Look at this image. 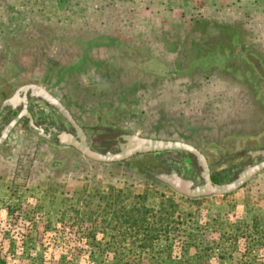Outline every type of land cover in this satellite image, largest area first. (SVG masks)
Masks as SVG:
<instances>
[{"label":"rangeland","instance_id":"374dc122","mask_svg":"<svg viewBox=\"0 0 264 264\" xmlns=\"http://www.w3.org/2000/svg\"><path fill=\"white\" fill-rule=\"evenodd\" d=\"M26 86L46 90L100 151L133 136L184 143L231 184L264 150V0H0V127ZM29 112L67 124L42 102ZM165 164L203 185L184 152L99 163L21 122L0 146V264H264V171L192 199L153 178ZM172 203L170 235L152 249L142 231L112 226L124 208Z\"/></svg>","mask_w":264,"mask_h":264},{"label":"water","instance_id":"95a60500","mask_svg":"<svg viewBox=\"0 0 264 264\" xmlns=\"http://www.w3.org/2000/svg\"><path fill=\"white\" fill-rule=\"evenodd\" d=\"M45 100L50 103L52 106L57 107L59 112L68 119L73 125L74 121L68 111L51 95L48 93L45 94ZM26 110L22 114H20L14 121H12L3 132L0 137V146L5 144L10 137V134L13 130L19 125L21 120L25 117L31 120V124H33L32 115L28 112L27 106ZM44 134V131H39ZM44 136V135H43ZM61 144L65 145L63 141H66L68 145L73 142L71 137H61ZM66 139V140H65ZM75 148H78L83 157L89 158L95 162L99 163H116L128 159L129 157L136 155L138 153H162V152H184L190 155L195 156L200 163V166L203 169L201 174L205 184L203 186H195L192 181L184 180L178 178L177 176L168 177L165 179L166 184H168L174 191L178 194L183 195L187 198H206L212 196H226L231 193L237 192L241 188L247 184L249 180H251L256 175L260 174L264 171V163L257 165L255 167H251L245 170L236 181L228 185H214L211 180L210 169L207 163V160L203 154H201L197 149L192 146H189L180 142H161V141H141L140 145L134 151H128L123 155H103L100 153H96L90 150L87 145H79L78 143H73Z\"/></svg>","mask_w":264,"mask_h":264},{"label":"flooded vegetation","instance_id":"af4514ba","mask_svg":"<svg viewBox=\"0 0 264 264\" xmlns=\"http://www.w3.org/2000/svg\"><path fill=\"white\" fill-rule=\"evenodd\" d=\"M46 93H48L46 90H44L42 88H39V87H36V86H26L24 88H19L16 91H14L12 97L5 104L2 105V108L4 110L10 108L12 114H16V117L12 120V121H14L20 114L25 112V110H26L25 107L26 106H27V110L29 112L31 101L42 102V103H44L46 105L52 106L50 103H48L45 100L44 96H45ZM52 107L55 110V112L57 111L61 116H63L59 112L57 107H55V106H52ZM32 118H33V124H31V120L29 118H27V117L23 118L21 120V122H23V121L27 122L29 128L35 134H38L39 136H41L42 138H44L48 142H51L54 138H56L61 143L62 142L61 141L62 140L61 137H71L73 139V142L71 143L70 141H68L70 143L68 145V143H66V141H63L65 143L64 146L69 148V149L75 150V151H77L79 153H81L80 150L73 146L74 142L78 143L81 146L87 145L90 148L91 151L96 152V153H100V154H103V155H123V154L127 153L128 151H131V150L134 151L140 145L141 141H144L143 139H141L139 137H136V136H133V137H130V138L124 137L122 139L123 141L118 140V143H117V146H116L115 149L103 152V151H100L98 149L99 148V144L94 142L93 136H90L89 134H87V132H85V130L81 126H79L75 122L74 119H73L74 125L68 119H66L64 116H63V118L67 121V124L63 125V124L60 123V124L52 125L51 123L39 124L37 122V120H35V118L33 116H32ZM12 121H10L8 124L3 125V126L0 127V131H1L0 137L2 136V134L5 131L6 127ZM42 130L44 131V134L39 132V131H42ZM148 141H150V140H148ZM149 154H160V153H145V154L138 153L136 155H133V156L129 157L128 159L123 160V161L116 162V163H109V164H126L129 161H131L132 159H134L135 157H137V156L149 155ZM186 154L188 155V153H186ZM191 156H193V155H191ZM260 156H261L260 158H262V159H261V161L258 164L253 165V166H248L247 168H245V170H247V169H249L251 167H255L257 165H260L261 163H264V150L261 151ZM155 172L156 173L160 172V174L157 176L159 181L165 182L166 178L177 176L178 178H181V179H184V180H188V181H192L195 184V186H197L194 180L186 179L184 174H182L180 171H178L175 167H168L167 164L162 165V167L159 170L158 169L155 170ZM200 177H201V179L203 181V185H204L205 182H204L201 174H200ZM211 180H212L214 185H218V183L216 182L215 178H213L212 176H211ZM203 185H200V186H203Z\"/></svg>","mask_w":264,"mask_h":264},{"label":"trees","instance_id":"16d2710c","mask_svg":"<svg viewBox=\"0 0 264 264\" xmlns=\"http://www.w3.org/2000/svg\"><path fill=\"white\" fill-rule=\"evenodd\" d=\"M162 165L158 166V170ZM160 174L156 173L153 178L159 180L157 176ZM141 199V198H138ZM123 219L112 221L114 229L120 228L123 236L131 233V230L142 231L144 236L143 249H152L154 244L165 236L170 235V221H172L176 214V207L171 204L169 211L164 209V205L158 211L148 210L146 208H124ZM142 214V217L139 215ZM150 219H154L150 221Z\"/></svg>","mask_w":264,"mask_h":264},{"label":"crops","instance_id":"0c3cea01","mask_svg":"<svg viewBox=\"0 0 264 264\" xmlns=\"http://www.w3.org/2000/svg\"><path fill=\"white\" fill-rule=\"evenodd\" d=\"M119 41V40H118ZM134 56L136 55V54H133ZM153 59H155L156 60V58H153ZM124 62H131V61H135L134 60V58L132 57V54H131V57H125V56H123V59H122ZM155 60H152V61H155ZM129 66V65H128ZM80 68V65H78L77 67H75L74 68V70H73V72L74 71H78V70H80L79 69ZM129 69H131V68H129ZM173 74V75H172ZM169 75H172L173 77H175V72H172V71H170V73H169ZM171 76V77H172ZM177 76V75H176ZM156 79H158V78H156ZM136 91V89L134 90V92ZM137 92H141V89L140 90H137ZM125 108H126V106H125V103H122L121 105H120V107L118 108V110H117V112H116V114L117 115H120V113H121V111H122V109H124L125 110ZM16 129V128H15ZM14 129V130H15ZM12 134V133H11ZM10 134V135H11Z\"/></svg>","mask_w":264,"mask_h":264}]
</instances>
